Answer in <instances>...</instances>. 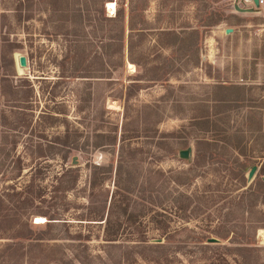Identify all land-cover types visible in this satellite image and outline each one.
Here are the masks:
<instances>
[{
  "label": "rangeland",
  "instance_id": "374dc122",
  "mask_svg": "<svg viewBox=\"0 0 264 264\" xmlns=\"http://www.w3.org/2000/svg\"><path fill=\"white\" fill-rule=\"evenodd\" d=\"M5 42L0 138L17 148L0 151V264H228L258 223L264 247V193L240 197L264 178V4L0 0ZM20 155L47 172L25 209L13 186L29 176L5 172ZM55 212L68 223L48 232L38 216Z\"/></svg>",
  "mask_w": 264,
  "mask_h": 264
},
{
  "label": "trees",
  "instance_id": "16d2710c",
  "mask_svg": "<svg viewBox=\"0 0 264 264\" xmlns=\"http://www.w3.org/2000/svg\"><path fill=\"white\" fill-rule=\"evenodd\" d=\"M10 11H13V13H15V10H10ZM17 13H18V10H17ZM105 14V13H104ZM16 16H18V14H16ZM19 16H21V14H19ZM5 47L6 48V42L4 44H2L0 47ZM14 47L12 48V51H13ZM12 51L10 52L12 54ZM10 54V56H11ZM61 66L63 67L61 69V72L60 73H63L61 74L60 76L62 77H65V76H69V75H65L64 73V62H65V55L62 56L61 58ZM15 71V67H14V64H13V59H12V66H10V72L7 73L5 72L4 74H6L5 76H7L6 78H9V76H14L16 75L14 73ZM73 74H77V70H73L72 71ZM70 76H74V75H70ZM25 79H28V78H25ZM31 89L33 90L34 87L31 86ZM44 91L45 92H48L45 87H44ZM34 113V112H32ZM56 113H59L58 111H53V110H50L48 109V106L46 107L45 110H42L40 113H39V116L41 117H51V118H54L56 117ZM0 114H2L3 116L5 117H8V114L5 110H1L0 109ZM9 144L10 145V148H12L13 150H16L17 148V141L15 139H6V136L3 135L2 138H0V151L2 150H5V147H7ZM9 149V148H8ZM10 152V151H9ZM8 156H10L11 154L7 153ZM16 157L14 160L12 159V167L10 170H5V172L9 171V174L10 175H14L12 176V178L14 179H17L19 178V181L20 179L23 178V176L25 174H27L29 176V178L27 180H24L22 182H18V180L14 183V186H13V189L16 190V192L12 195V197L17 201L19 202V208L20 209H25L26 205L29 204V202H31V200L33 198H36L38 195L41 194V192L43 191V189H45V187L42 185V182L45 180L46 178V169L43 165H41V162H37L35 165L31 166V168L26 172H25V169L26 167L24 166L23 164V156L20 155V156H14ZM72 164V163H71ZM0 165H2V159H0ZM73 172L74 171V168L72 167H69V168H64L63 171H59V172H56V175L54 176L53 179H51V181L55 184L53 185L54 187H56L57 189L63 187V190H68L67 187H71V185H69V172ZM5 172H2L1 175L4 176L5 175ZM260 183V186L259 188L257 189H252L251 190H245L242 194H241V198H246L249 194V195H254V193H257V196L260 195L261 193H264V178L261 179V181L259 182ZM35 187H38V190H35ZM32 196V197H30ZM264 196V194H263ZM0 200L2 201V198L0 197ZM250 209L251 208H254L255 205L253 204H249L248 206ZM249 209V210H250ZM251 211V210H250ZM44 215L47 217L46 219V224L44 226V229L47 230L48 232L51 231L57 224L55 223H68L67 221H64V219L66 218H60L58 217L59 214L58 212H55L53 214H47V213H44ZM152 217V221L156 223V217L155 216H151ZM92 220H97V219H92ZM108 221V219H107ZM251 225V224H250ZM259 225H263V224H254V226L252 225V233L250 234H245L243 237L245 238V241L242 243V247L241 249V252H239L238 257V261L236 258H231V259H228V261L225 259V258H222V260H219L220 263H223V262H228V264H232V261L233 262H241V264H264L263 261L259 262L260 259H259V252L261 250L264 249V247H260L256 240V236H257V233H258V229L260 228ZM262 227V226H261ZM20 240L22 241H25V242H28L30 243L31 245L33 246H38V247H41V246H50V244L46 243V244H43L45 243L44 241H39V240H36V239H33L31 237H27V236H22L20 238ZM108 241H117V238H115L114 235H107V239ZM142 241H148L147 239H141ZM44 251V250H43Z\"/></svg>",
  "mask_w": 264,
  "mask_h": 264
},
{
  "label": "water",
  "instance_id": "95a60500",
  "mask_svg": "<svg viewBox=\"0 0 264 264\" xmlns=\"http://www.w3.org/2000/svg\"><path fill=\"white\" fill-rule=\"evenodd\" d=\"M253 2L255 3L256 6H261V1L260 0H253ZM227 32H231V29H227ZM28 67V58L26 55H19V54H16V72L18 74H22L25 70V68ZM181 156L184 157V158H189L190 155H191V152L190 150H183L181 151ZM257 170V167L256 166H253L252 169L250 170L249 172V179H252L255 172ZM214 240H217L216 238H214Z\"/></svg>",
  "mask_w": 264,
  "mask_h": 264
},
{
  "label": "bare ground",
  "instance_id": "6f19581e",
  "mask_svg": "<svg viewBox=\"0 0 264 264\" xmlns=\"http://www.w3.org/2000/svg\"><path fill=\"white\" fill-rule=\"evenodd\" d=\"M263 4H264V0H263V3H261V5H263ZM116 6H117V4H116L115 1H110L108 3V7H109L110 11L115 10L116 9ZM43 221H46L45 218H44V216H38L37 223H43Z\"/></svg>",
  "mask_w": 264,
  "mask_h": 264
},
{
  "label": "built area",
  "instance_id": "2783aa9c",
  "mask_svg": "<svg viewBox=\"0 0 264 264\" xmlns=\"http://www.w3.org/2000/svg\"><path fill=\"white\" fill-rule=\"evenodd\" d=\"M261 1V3H263V0H260Z\"/></svg>",
  "mask_w": 264,
  "mask_h": 264
}]
</instances>
